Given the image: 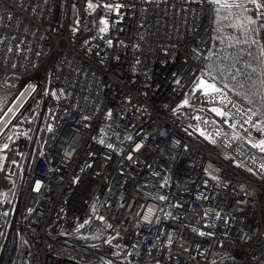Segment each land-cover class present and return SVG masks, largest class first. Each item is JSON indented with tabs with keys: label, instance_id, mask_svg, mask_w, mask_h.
<instances>
[{
	"label": "built area",
	"instance_id": "2783aa9c",
	"mask_svg": "<svg viewBox=\"0 0 264 264\" xmlns=\"http://www.w3.org/2000/svg\"><path fill=\"white\" fill-rule=\"evenodd\" d=\"M105 2L0 0V83L23 81L0 129L28 102L0 170V264H264V110L223 79L264 80V31L244 34L237 8L218 28L208 0H114L119 18ZM234 46L257 66L217 78ZM199 78L223 93L193 92Z\"/></svg>",
	"mask_w": 264,
	"mask_h": 264
},
{
	"label": "snow or ice",
	"instance_id": "6c2138e0",
	"mask_svg": "<svg viewBox=\"0 0 264 264\" xmlns=\"http://www.w3.org/2000/svg\"><path fill=\"white\" fill-rule=\"evenodd\" d=\"M208 2L210 4H214V5H219V8L216 9V12L219 13L220 8L223 9H232V8H237V9H241L240 15L238 16V20L240 21L239 23V27H241L242 29H244V34H249V33H256L259 34L260 32L264 31V28L261 27V24L264 23V0H231V2H229V0H208ZM248 5H250L251 7H248ZM87 7L89 9H93L96 7V5L89 3L87 5ZM125 7V5H123L122 3L119 2H114V0H108V2L103 3V8L105 10H107L108 13H111L113 10H115L116 16L117 18H119L122 15V9ZM250 13V14H249ZM231 14V13H230ZM225 19H227V17H225ZM100 25H102V27L99 28V32L100 33H106L108 31V20L104 17H102L99 21ZM2 42V41H0ZM238 43L243 42V43H248L247 40L245 41H237ZM87 43V42H86ZM108 45L112 44V41L109 40L107 41ZM252 43H256L255 40L252 41ZM9 51H11V49H9ZM262 54H264V49H261ZM232 79H235V77L233 76ZM262 85V92H264V80H262L261 82ZM237 87L243 88L244 85L241 84H237ZM225 88H227V85H224ZM201 90L202 93L204 95H212V94H218V93H223V89L220 87H217V85L215 83H210L208 81H206L203 78H199L198 81L195 83L194 87H193V92L197 91V90ZM33 91H35V86H33ZM46 94H47V90H46ZM240 93H238L239 95ZM31 95V93L29 94ZM226 95V93L224 94ZM248 95L249 94H245L244 98L248 99ZM251 95H256V93H251ZM262 100H264V96H262ZM184 104H187L188 101L185 100L183 101ZM248 103L251 104L252 100L248 99ZM235 106V105H233ZM11 109L9 108L8 111H10ZM211 111L216 112L217 115H224V113L218 109V108H213L211 109ZM254 115L256 113H253ZM7 115V111L3 112V115H0V119L3 118V116ZM106 116L108 118H110L112 116V111L109 110L106 113ZM85 119H87V117H85ZM248 121H245V123H247ZM10 123V122H9ZM255 126V125H253ZM5 128L8 127V124H5L4 126ZM49 130H51V127H49ZM3 129H0V132H2ZM9 139H11V137H9ZM125 139L127 140H132L131 136L126 137ZM100 143H103V141L101 140ZM144 143H139L136 144L134 148H132L130 150V154L128 156L129 160L133 159V156L131 155V153H135V152H139L142 148H144ZM254 147H260V150L262 152H264V141L260 142L257 145H253ZM109 148L112 147L111 144L108 145ZM3 148L6 149L8 148L7 144L3 145ZM0 160H3V157H0ZM13 163H15V161H13ZM264 167V166H262ZM207 171V170H206ZM251 171V170H249ZM210 175V174H209ZM211 179H217L216 176H211ZM41 187V182L37 181L36 182V187L34 190L38 191ZM160 200H166L167 197L166 196H160L159 197ZM122 207L124 205H121ZM182 206V205H179ZM144 207V206H142ZM31 211V209L29 210ZM93 211H95V208H93ZM152 209L151 208H146L145 209V213L143 214V220L146 222H150V215H151ZM137 215H141V213L137 212ZM219 215V214H217ZM100 219L103 221L104 217H100ZM85 224L88 223V221L84 222ZM80 227H83V225H80ZM108 227H111V225H108ZM118 234V233H117ZM200 235H205L203 232L200 233ZM106 243H110L109 241H105ZM172 242L171 236L169 237V243Z\"/></svg>",
	"mask_w": 264,
	"mask_h": 264
},
{
	"label": "trees",
	"instance_id": "16d2710c",
	"mask_svg": "<svg viewBox=\"0 0 264 264\" xmlns=\"http://www.w3.org/2000/svg\"><path fill=\"white\" fill-rule=\"evenodd\" d=\"M253 52V48L249 47L248 50L246 49V46H243L242 47H237V46H234V47H226L224 48L219 54L220 55H217L214 57V66H211L210 69L217 74V78H221V77H224L225 75H223L222 73H220L219 71H217V66L218 64H228L229 61L231 60H237V65L239 67H243L242 65V61L243 63L245 62V64H256L257 66V62L256 61H253V60H249L248 56L249 53H252ZM220 56V57H218ZM227 68V67H225ZM247 76L246 79H244V76ZM241 79H243L244 83L246 84V86H251V90L249 89H245V87L243 88H240V87H237L236 85L239 84L238 82H234V81H231V79L229 77H224V81L229 84V86L231 87V89H236L240 94H242L243 96H245V94H249L248 95V99H251L252 100V103L254 104H259L260 106H262L263 110H264V100L260 99L258 97V94L261 93L262 91V85L261 83L258 81L256 84L255 83H252L251 81V78L253 77L250 73V71L248 69H244L243 71V74L241 75ZM12 79H16V78H11L9 80H12ZM18 79V78H17ZM251 93H256V95H251ZM247 99V100H248ZM49 135V131L47 130L46 126L44 125L43 126V129L41 130L40 132V141L38 142V144H40V142L47 138V136ZM14 188H11L9 191H8V198L10 199H14V195H15V192H14ZM22 203V197L20 198V202L19 204L21 205Z\"/></svg>",
	"mask_w": 264,
	"mask_h": 264
},
{
	"label": "rangeland",
	"instance_id": "374dc122",
	"mask_svg": "<svg viewBox=\"0 0 264 264\" xmlns=\"http://www.w3.org/2000/svg\"><path fill=\"white\" fill-rule=\"evenodd\" d=\"M217 18V27H225L226 23L229 21V15L227 19H225V14L219 13ZM42 72L46 75L49 72L50 69V61H46L42 65ZM23 87V81L21 79H12L8 80L6 82L0 83V115H3V112L7 110V108L10 106V104L14 101V99L19 94L21 88ZM28 110V102H26L18 111L17 115L13 120L10 122L9 126L2 132L0 135V146H3L4 144H8L10 140L8 139V131L10 126H19L20 120H23L25 116L27 115Z\"/></svg>",
	"mask_w": 264,
	"mask_h": 264
},
{
	"label": "crops",
	"instance_id": "0c3cea01",
	"mask_svg": "<svg viewBox=\"0 0 264 264\" xmlns=\"http://www.w3.org/2000/svg\"><path fill=\"white\" fill-rule=\"evenodd\" d=\"M18 96V95H17ZM15 100V99H14ZM14 102V101H13ZM12 102V103H13ZM11 103V104H12ZM10 104V105H11ZM3 132V131H2ZM2 132H0V135L2 134ZM9 139V138H8ZM10 140V139H9ZM12 141L10 140V142L7 144L8 148L4 149L3 146H0V157H3V160H0V170H3L5 168V166L7 165V153L9 152L10 146H11ZM39 145L38 141H37V150L39 149ZM17 174H15L12 178L7 179L6 180V188H7V192L11 189L14 188V190L16 189V182H17Z\"/></svg>",
	"mask_w": 264,
	"mask_h": 264
},
{
	"label": "bare ground",
	"instance_id": "6f19581e",
	"mask_svg": "<svg viewBox=\"0 0 264 264\" xmlns=\"http://www.w3.org/2000/svg\"><path fill=\"white\" fill-rule=\"evenodd\" d=\"M7 119H8V117L7 116H5L4 118H3V121H2V123L0 124V126H2V124L5 122H7Z\"/></svg>",
	"mask_w": 264,
	"mask_h": 264
}]
</instances>
